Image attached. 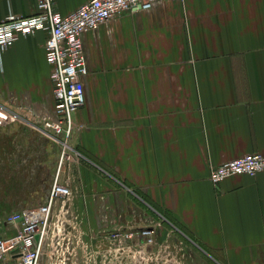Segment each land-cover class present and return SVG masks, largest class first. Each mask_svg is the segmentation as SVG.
Listing matches in <instances>:
<instances>
[{"label":"crops","instance_id":"1","mask_svg":"<svg viewBox=\"0 0 264 264\" xmlns=\"http://www.w3.org/2000/svg\"><path fill=\"white\" fill-rule=\"evenodd\" d=\"M35 12L36 0H0V22ZM47 37L22 36L0 54L1 101L53 114ZM83 40L86 102L72 114L63 176L70 203L95 227L151 224L160 246L169 225L197 264H264V172L210 179L217 164L264 155V0H165Z\"/></svg>","mask_w":264,"mask_h":264},{"label":"built area","instance_id":"2","mask_svg":"<svg viewBox=\"0 0 264 264\" xmlns=\"http://www.w3.org/2000/svg\"><path fill=\"white\" fill-rule=\"evenodd\" d=\"M164 1L88 0L72 12L62 14L56 11L55 0H36V12L32 15L10 14L0 22V54L22 36L40 30L48 32L44 46L46 60L52 66L51 80L55 102L53 114L48 113L44 117L45 126L50 131L70 136L75 126L72 114L86 102L84 77L88 74L89 68L83 35L98 30L102 24L124 11L136 8L150 10ZM70 157V153L64 150L60 164L65 167L66 159ZM60 172L61 169L58 171L48 201L3 218L0 229V261L10 257L16 261L15 264H56L54 261L56 244L64 241V238L68 240V244L71 243V239H82L80 236L73 238L70 230L67 233V228H70L69 222L59 221L60 214L55 208L56 197L64 198L61 205L65 206L66 201L72 196L70 185L59 181ZM261 172H264V155L251 152L213 166L210 170V179L214 183H219L234 174L256 176ZM62 210L67 212L68 208ZM161 220L164 221V217L161 216ZM160 224L161 222L156 225ZM106 237L100 244L98 243V248L93 251L92 256L86 257L88 264H134L131 257L132 244L126 245L125 242H132L133 237L144 245L157 242L154 226L151 224L138 229L115 228ZM105 240L108 244L110 242V245H107L111 248H104ZM139 251H144V248ZM77 253L78 250H75L73 255L68 251L64 252L59 258V264L76 263L74 258L77 257ZM45 254L47 256L42 260ZM142 256L145 258L146 252ZM99 257L102 260H98Z\"/></svg>","mask_w":264,"mask_h":264},{"label":"rangeland","instance_id":"3","mask_svg":"<svg viewBox=\"0 0 264 264\" xmlns=\"http://www.w3.org/2000/svg\"><path fill=\"white\" fill-rule=\"evenodd\" d=\"M44 115V113L38 114L32 108L20 105L15 107L10 102L0 100V229L5 216L48 201L59 169H61L59 181H64V167L60 164L63 151L71 155L66 162L75 156L70 145L72 132L70 136L64 133H53L45 126ZM59 203L62 202L56 197L55 207ZM68 204L74 205L70 201ZM159 222L161 225L165 223L158 214H155L154 223L159 224ZM168 230L171 232L168 231L169 236L165 238L164 246H160L156 241L144 245L134 237L132 242H125L126 245L132 244L133 263L197 264L190 254L182 255L192 246L187 245L188 240L183 238V234L177 230V237L171 238L170 234L175 231L169 225ZM73 236V238L80 236L83 240L71 239V243L68 244V240L64 238V241L61 240L59 244H56L54 259L56 264H59V258L64 252L68 251L70 255H73L75 250H78L77 255L75 254L77 257L74 258L76 263L70 262V264H88L86 257L92 256L93 251L98 248L97 243L100 244L98 240L87 239L82 233ZM181 242L185 245H181ZM105 243L104 248H111L108 246L110 242L108 244L105 240ZM141 248H144V251L140 252ZM145 252L147 256L143 258L142 255H145ZM46 256L45 254L42 260H45ZM98 260L102 258L99 257Z\"/></svg>","mask_w":264,"mask_h":264},{"label":"flooded vegetation","instance_id":"4","mask_svg":"<svg viewBox=\"0 0 264 264\" xmlns=\"http://www.w3.org/2000/svg\"><path fill=\"white\" fill-rule=\"evenodd\" d=\"M69 198H72V196H70ZM62 200H64V198H59V201L62 202ZM55 208L59 211L60 214L59 221L66 220L70 224V228H67V233H69L70 230V233L75 236L81 232L84 236L86 235L85 237L87 239L89 238L101 242V240L107 238L106 236H108L110 232L114 230V228H112L111 226H107L104 228L95 227L92 222L94 215L93 213H91L88 209L79 210L76 205H69L68 201H66L65 206H62L61 203H59ZM62 208H68V211L62 212ZM94 243L95 242H93V244Z\"/></svg>","mask_w":264,"mask_h":264}]
</instances>
